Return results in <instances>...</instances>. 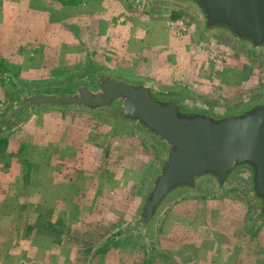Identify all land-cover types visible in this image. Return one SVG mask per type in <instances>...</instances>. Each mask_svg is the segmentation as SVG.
Here are the masks:
<instances>
[{"label":"rangeland","instance_id":"rangeland-1","mask_svg":"<svg viewBox=\"0 0 264 264\" xmlns=\"http://www.w3.org/2000/svg\"><path fill=\"white\" fill-rule=\"evenodd\" d=\"M37 1L45 17L55 18L60 28L66 24L71 50L58 44L47 54L44 43L16 41L7 27L1 28L0 115L16 100L12 83L46 86L51 92L97 69L151 80L165 91H183L192 100L221 107L264 92V56L250 57L221 38L198 36L197 22L186 10L141 9L134 0ZM179 18L182 39L169 25ZM123 30L132 31V39H124ZM167 33L177 40L170 45L177 53L165 58L157 48L164 47L161 36ZM195 54L210 65L197 71L194 60L190 67ZM52 131L57 144H50ZM0 149V163L18 160L23 179L34 171L61 184L41 187L38 203L26 201L31 189L24 187L23 199L0 204V264L28 263L30 245L38 248L43 240H63L72 260L88 264H264V221H254L255 205L242 177L221 192L205 183L198 194L171 200L155 224V246L139 232L119 235L160 152L137 131L115 127L107 112H37L24 129L5 137ZM52 162L57 171L49 169ZM26 222L48 225L50 233L23 235ZM20 239L27 246L14 251Z\"/></svg>","mask_w":264,"mask_h":264},{"label":"water","instance_id":"water-1","mask_svg":"<svg viewBox=\"0 0 264 264\" xmlns=\"http://www.w3.org/2000/svg\"><path fill=\"white\" fill-rule=\"evenodd\" d=\"M141 9H183L198 36L218 37L247 56H264V0H134ZM15 102L0 116V135L15 131L33 111L107 112L115 127L133 129L154 143L159 159L119 235L142 233L155 246V224L166 205L202 184L218 192L235 178L248 184L254 221H264V92L226 106L165 91L151 80L91 70L55 91L14 84Z\"/></svg>","mask_w":264,"mask_h":264},{"label":"crops","instance_id":"crops-1","mask_svg":"<svg viewBox=\"0 0 264 264\" xmlns=\"http://www.w3.org/2000/svg\"><path fill=\"white\" fill-rule=\"evenodd\" d=\"M44 9H47V8H44ZM45 16H48V15L44 14V10L42 8H38L37 0H0V31H2L1 28L7 27V29H9L11 34L15 36V40L16 38H20V39H24L25 41L27 40L29 42H41L42 44L44 43L45 44L44 51L46 53L47 51H52L49 49H53L58 44H61L62 46L64 45L66 52L71 50V47L68 46V43H70V36L67 35L65 33V30L63 29L64 25L66 24H61L63 26H61L62 28H60V25L57 23V20L55 18L49 17L48 19V17H45ZM132 35H133L132 31L129 32L128 30H125V31L123 30L122 37H125L124 39L126 38L132 39ZM2 37L8 40L7 35H3ZM168 37H169L168 33L166 36L165 34H163V37L161 36V42L165 41V43L163 44L164 47L157 48V50L160 49L164 52V54H166L165 58L169 56V53H177L175 48L173 46H170L176 43L177 40L170 39ZM183 37L184 36L177 37V38L182 39ZM5 39H3V42L8 46L9 44L6 42ZM179 42L184 43L185 41L184 42L179 41ZM8 47L10 48V46ZM192 57L193 58H191L190 67L193 65L194 60H196L197 67L195 69L197 71L203 70V67L206 69L205 65L207 66L210 65L208 61H204L202 57L200 58V61H199L198 60L199 58L198 56L196 57V54ZM193 79L196 80V78H193ZM14 84H18V83L11 84L12 90H13ZM44 110L51 111V110H59V109H42L39 111H33L24 119L20 127H18L13 132L7 133L5 135H0V138L5 139V137L8 138L12 135L17 134L19 131H21L22 129L26 127L28 121L35 113L41 112ZM49 141L51 142L50 144L58 143L56 133L54 131H52ZM53 146L54 145H51L52 148ZM3 152L4 151L0 149V160L2 159ZM59 159L61 160L60 164L64 166L65 164L64 155L61 157L59 156ZM21 165L22 164H20L18 160L16 161L14 159H12L10 164L0 163V204L4 203L5 200L7 202L13 201L14 203H16V201L23 199L25 195H22L21 192L23 191L24 187H28L31 189L30 190V200L27 199L26 201H29L30 204L38 203V199H36L37 198L36 196L44 192V189H40L41 187L42 188L44 187L56 188V187L61 186V184L57 182L58 180L49 181L47 180L46 177L43 179L40 178V176L37 173L33 175L34 171H32L31 176L28 180L23 179ZM65 166H67V164ZM49 169H51L52 172L57 171V169L54 168L53 162L50 165ZM34 170L37 171L38 168H34ZM54 195H55V192H54ZM21 203H25V202L21 200ZM82 203H85V202H82ZM4 204H6V202ZM20 208H21V205H20ZM14 211L17 212L18 216H21V211L19 210H14ZM3 217H0V219H3ZM32 218L33 216H30V219ZM45 227L44 225L39 227L37 226V224L35 225L32 222H26L24 224L25 233L23 235H28V234H33V233L38 234V232H40L41 234L48 233V232L50 233V231H48L49 230L48 225H46ZM36 239L37 238H35V240ZM19 243H20V246L17 247ZM23 246H27V244L22 243V239H20L19 242L14 245L13 249L15 251ZM0 248H1V244H0ZM29 248H31L32 250L33 259H30V261L25 264H88V262L83 261V260L78 261V258H76L75 260L74 259L72 260L70 258L69 249L63 243V240H61L59 243L58 242L53 243V242H49L48 240H43V243L39 244L38 248H37L36 243L31 244ZM40 255H42V258H39ZM21 262H23V260Z\"/></svg>","mask_w":264,"mask_h":264},{"label":"built area","instance_id":"built-area-1","mask_svg":"<svg viewBox=\"0 0 264 264\" xmlns=\"http://www.w3.org/2000/svg\"><path fill=\"white\" fill-rule=\"evenodd\" d=\"M182 24H183V22H182L181 18H179L178 20H176L174 23H169L170 28H173V29H177L178 30L179 37H182L183 31H184V29L182 28Z\"/></svg>","mask_w":264,"mask_h":264},{"label":"trees","instance_id":"trees-1","mask_svg":"<svg viewBox=\"0 0 264 264\" xmlns=\"http://www.w3.org/2000/svg\"><path fill=\"white\" fill-rule=\"evenodd\" d=\"M4 142H5V139L0 138V147L3 145Z\"/></svg>","mask_w":264,"mask_h":264}]
</instances>
